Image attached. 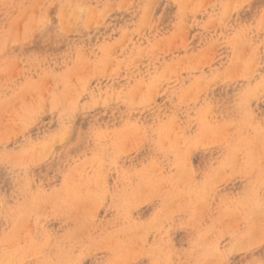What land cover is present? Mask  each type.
<instances>
[{
    "label": "rangeland",
    "instance_id": "rangeland-1",
    "mask_svg": "<svg viewBox=\"0 0 264 264\" xmlns=\"http://www.w3.org/2000/svg\"><path fill=\"white\" fill-rule=\"evenodd\" d=\"M9 263L264 264V0H0Z\"/></svg>",
    "mask_w": 264,
    "mask_h": 264
},
{
    "label": "bare ground",
    "instance_id": "bare-ground-1",
    "mask_svg": "<svg viewBox=\"0 0 264 264\" xmlns=\"http://www.w3.org/2000/svg\"><path fill=\"white\" fill-rule=\"evenodd\" d=\"M41 2V1H40ZM71 3H73V2H71ZM68 5V4H67ZM75 6L77 5V7H79V5L78 4H74ZM130 5V4H129ZM71 6V5H70ZM75 6H73V8L75 7ZM23 7H24V5H23ZM38 7V6H37ZM72 7V6H71ZM87 7V6H86ZM93 8V7H92ZM80 8H78V9H76V10H79ZM27 10V9H26ZM73 11V9H71V14L70 15H72V14H74V15H72L73 17L74 16H76V15H78V14H76L77 12H72ZM85 11V10H84ZM27 12V11H26ZM83 12V11H82ZM105 12V11H104ZM65 14V13H64ZM63 14V15H64ZM68 14V13H67ZM91 15V14H90ZM77 17V16H76ZM91 17V16H90ZM65 18V17H64ZM78 18V17H77ZM52 19V18H51ZM66 19V18H65ZM97 21V20H96ZM48 22V21H47ZM45 23V22H44ZM97 23V22H96ZM33 27V26H32ZM72 27H73V25H72ZM14 29V28H13ZM21 33V32H20ZM37 33V32H36ZM135 33V32H134ZM34 34V33H33ZM122 35H124V34H122ZM20 38V37H19ZM20 41V40H19ZM9 45V44H8ZM7 45V46H8ZM105 47V46H104ZM115 49V48H114ZM148 51V50H147ZM116 52V51H115ZM153 53V52H152ZM154 54V53H153ZM114 55V54H113ZM116 55V54H115ZM138 59V58H137ZM132 60V59H131ZM179 61V60H178ZM14 63V62H13ZM114 63H115V61H114ZM16 64V63H15ZM18 64V63H17ZM121 65V64H120ZM11 66H12V64H11ZM14 66V65H13ZM90 66V65H89ZM118 66V65H117ZM15 67V66H14ZM75 67V66H74ZM91 67V66H90ZM182 67V66H181ZM11 68V67H10ZM88 69H89V67H88ZM18 70V69H17ZM107 70V69H106ZM109 70V69H108ZM116 70H117V68H116ZM8 71H9V69H8ZM87 71V70H86ZM19 72V71H18ZM90 72H91V70H90ZM108 72V71H107ZM7 73V72H6ZM17 73V72H16ZM89 73V72H88ZM84 74H85V72H84ZM87 74V73H86ZM5 75V74H4ZM2 76V75H1ZM76 76V75H75ZM80 76V75H79ZM89 76V75H88ZM72 77H74L73 76V74H72ZM78 79V78H77ZM49 80V79H48ZM72 81V80H71ZM76 85V84H75ZM78 86V85H77ZM43 87V86H42ZM74 87V86H73ZM45 88V87H44ZM41 89V88H40ZM39 89V90H40ZM70 89H72V88H70ZM144 89V88H143ZM73 90V89H72ZM75 90V89H74ZM152 90V89H151ZM71 90H69L68 92H70ZM140 92V91H139ZM154 92V91H153ZM35 93H37L36 91H35ZM43 93V92H42ZM71 93H73L74 94V92H71ZM145 93H146V90H145ZM47 94V93H46ZM72 94V95H73ZM71 95V94H70ZM47 96V95H46ZM48 97V96H47ZM66 97V96H65ZM36 98H37V96H36ZM69 98V97H68ZM73 98V97H72ZM75 98H76V96H75ZM21 99H22V97H21ZM34 99V98H33ZM32 99V100H33ZM36 100V99H35ZM37 101V100H36ZM72 101H73V99H72ZM99 102V101H98ZM24 103V102H23ZM7 104V103H6ZM53 105V104H52ZM6 108V107H5ZM9 108V107H8ZM17 109V108H16ZM5 110V109H4ZM3 111V110H2ZM2 113V112H1ZM6 124V123H5ZM9 128V127H8ZM5 129V128H4ZM11 134V133H10ZM18 136V135H17ZM68 136V135H67ZM57 136H55V138H56ZM66 138V137H65ZM215 138V137H214ZM67 140V139H66ZM97 158H99V157H97ZM15 160V159H14ZM23 163V162H22ZM20 168V167H19ZM21 181H23V180H21ZM104 181V180H103ZM32 188V187H31ZM34 206V205H33ZM48 207V206H47ZM46 207V208H47ZM45 208V209H46ZM40 212V211H39ZM25 227V226H24ZM17 241V240H16ZM12 244V243H11ZM49 246V245H48ZM10 264V263H9Z\"/></svg>",
    "mask_w": 264,
    "mask_h": 264
}]
</instances>
